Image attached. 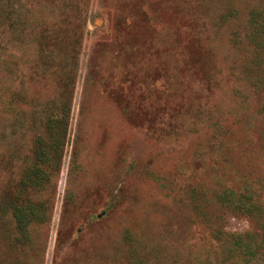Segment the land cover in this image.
I'll use <instances>...</instances> for the list:
<instances>
[{"label": "rangeland", "instance_id": "374dc122", "mask_svg": "<svg viewBox=\"0 0 264 264\" xmlns=\"http://www.w3.org/2000/svg\"><path fill=\"white\" fill-rule=\"evenodd\" d=\"M68 91L20 244L4 206ZM0 264H264V0H0Z\"/></svg>", "mask_w": 264, "mask_h": 264}, {"label": "trees", "instance_id": "16d2710c", "mask_svg": "<svg viewBox=\"0 0 264 264\" xmlns=\"http://www.w3.org/2000/svg\"><path fill=\"white\" fill-rule=\"evenodd\" d=\"M79 46L80 43H77L76 52ZM66 83L70 85L72 80ZM70 97L71 91H68L62 102L55 103L49 108L44 123V134H38L34 140L33 160L26 166L15 196L6 199L4 207L11 213L19 234L17 241L20 244L25 243L34 223L35 225L47 223L50 204L47 201L35 203L29 195L34 191H41L60 173L69 134Z\"/></svg>", "mask_w": 264, "mask_h": 264}]
</instances>
